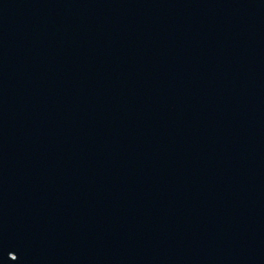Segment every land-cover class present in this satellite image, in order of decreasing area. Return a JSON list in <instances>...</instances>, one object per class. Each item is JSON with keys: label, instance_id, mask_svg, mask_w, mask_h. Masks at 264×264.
I'll return each instance as SVG.
<instances>
[{"label": "water", "instance_id": "obj_1", "mask_svg": "<svg viewBox=\"0 0 264 264\" xmlns=\"http://www.w3.org/2000/svg\"><path fill=\"white\" fill-rule=\"evenodd\" d=\"M0 264H264V0H0Z\"/></svg>", "mask_w": 264, "mask_h": 264}]
</instances>
